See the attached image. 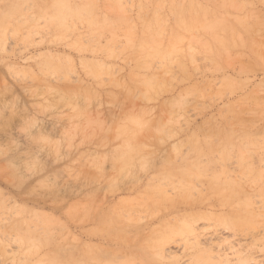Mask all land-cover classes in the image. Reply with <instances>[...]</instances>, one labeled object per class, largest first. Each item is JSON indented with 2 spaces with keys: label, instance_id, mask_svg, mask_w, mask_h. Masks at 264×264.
I'll return each mask as SVG.
<instances>
[{
  "label": "rangeland",
  "instance_id": "obj_1",
  "mask_svg": "<svg viewBox=\"0 0 264 264\" xmlns=\"http://www.w3.org/2000/svg\"><path fill=\"white\" fill-rule=\"evenodd\" d=\"M0 264H264V0H0Z\"/></svg>",
  "mask_w": 264,
  "mask_h": 264
},
{
  "label": "bare ground",
  "instance_id": "obj_2",
  "mask_svg": "<svg viewBox=\"0 0 264 264\" xmlns=\"http://www.w3.org/2000/svg\"><path fill=\"white\" fill-rule=\"evenodd\" d=\"M58 20V19H57ZM62 20H63V16H62ZM58 23V22H57ZM61 23H62V21H61ZM61 25V24H60ZM59 27V26H58Z\"/></svg>",
  "mask_w": 264,
  "mask_h": 264
}]
</instances>
